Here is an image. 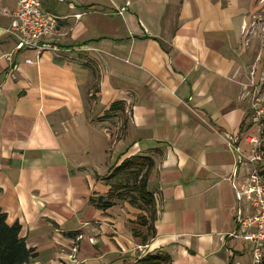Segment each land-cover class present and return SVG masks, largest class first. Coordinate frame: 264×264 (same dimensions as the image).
<instances>
[{"label":"crops","instance_id":"0c3cea01","mask_svg":"<svg viewBox=\"0 0 264 264\" xmlns=\"http://www.w3.org/2000/svg\"><path fill=\"white\" fill-rule=\"evenodd\" d=\"M40 1L60 17L57 54L16 50L18 0H0V209L27 264H252L233 236L247 164L229 143L246 154L244 26L262 0ZM138 156L154 215L93 206Z\"/></svg>","mask_w":264,"mask_h":264},{"label":"built area","instance_id":"2783aa9c","mask_svg":"<svg viewBox=\"0 0 264 264\" xmlns=\"http://www.w3.org/2000/svg\"><path fill=\"white\" fill-rule=\"evenodd\" d=\"M17 4L18 9L6 30L15 40V49L35 50L38 54L45 52L57 54L61 51L52 39L56 34L60 17L45 11L40 0H18ZM75 17L79 18L80 14ZM244 28L246 29V24ZM26 62L31 63L28 59ZM236 143L235 139L229 145L237 153L240 162L247 164L248 161L252 164L256 159L255 149L252 150L253 154L250 157L243 153ZM259 175V172L253 169L242 191L237 189V199L244 201L246 207L239 208L234 219L233 236L250 244L252 264H261L264 261V180ZM76 251L77 246H74L72 252Z\"/></svg>","mask_w":264,"mask_h":264},{"label":"trees","instance_id":"16d2710c","mask_svg":"<svg viewBox=\"0 0 264 264\" xmlns=\"http://www.w3.org/2000/svg\"><path fill=\"white\" fill-rule=\"evenodd\" d=\"M119 106H112L108 112H114ZM153 166L149 157L126 159L105 177L110 188L107 196L91 198L90 203L98 209L106 210L116 201L129 200L131 205L154 215L155 200L147 191V178ZM20 230L18 223L12 226L7 224L6 214L0 209V264H27L36 257L35 251L28 249L25 241L20 238ZM149 259L147 263L158 264L162 258Z\"/></svg>","mask_w":264,"mask_h":264},{"label":"rangeland","instance_id":"374dc122","mask_svg":"<svg viewBox=\"0 0 264 264\" xmlns=\"http://www.w3.org/2000/svg\"><path fill=\"white\" fill-rule=\"evenodd\" d=\"M263 7L255 14L248 18L246 26V36L248 42L246 47L250 45L249 40L254 41L253 45V61L249 64L247 70L242 74L244 81L243 97L247 105L248 118L245 124V132L247 139L246 155L252 156V150L255 149V161L251 164L247 161V169L245 171L244 181L240 185L239 190L246 185L247 179L253 169L259 172V176L264 180V0ZM242 208H245L244 201H241ZM146 224L150 225V217L147 214ZM149 235V229H146ZM246 264L247 258L243 259ZM264 264V261H263Z\"/></svg>","mask_w":264,"mask_h":264}]
</instances>
